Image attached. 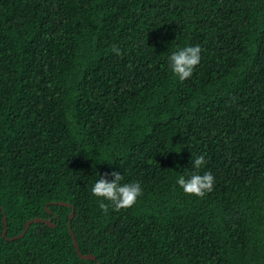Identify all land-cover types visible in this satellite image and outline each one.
I'll return each mask as SVG.
<instances>
[{
  "label": "trees",
  "instance_id": "16d2710c",
  "mask_svg": "<svg viewBox=\"0 0 264 264\" xmlns=\"http://www.w3.org/2000/svg\"><path fill=\"white\" fill-rule=\"evenodd\" d=\"M114 171L131 208L91 193ZM96 262L264 264V0H0V264Z\"/></svg>",
  "mask_w": 264,
  "mask_h": 264
},
{
  "label": "clouds",
  "instance_id": "9594fccd",
  "mask_svg": "<svg viewBox=\"0 0 264 264\" xmlns=\"http://www.w3.org/2000/svg\"><path fill=\"white\" fill-rule=\"evenodd\" d=\"M112 51L117 55L120 54V49L115 46H113ZM201 51L199 45L188 46L172 52L168 57L172 73L181 82L193 75L194 69L201 61ZM205 164L206 159L204 155H198L192 161L193 168L197 170ZM111 175L114 177L111 181L105 177H101L94 183L91 188L92 195L102 198V201H110L117 211L131 208L142 195L141 185L138 182L121 184L120 181L123 177L119 172L114 171ZM177 183L184 193L202 198L213 190L215 178L211 172L200 174L198 171H194L188 178L183 175L179 176ZM108 207L107 203H100V208L105 212H107Z\"/></svg>",
  "mask_w": 264,
  "mask_h": 264
},
{
  "label": "water",
  "instance_id": "95a60500",
  "mask_svg": "<svg viewBox=\"0 0 264 264\" xmlns=\"http://www.w3.org/2000/svg\"><path fill=\"white\" fill-rule=\"evenodd\" d=\"M58 203L69 205L68 202H64V201H58ZM45 209H46L47 211H49L47 208H45ZM72 215H73V208H71L70 211H69V214H68V220L72 217ZM31 221H42V222L46 223L47 225H53V222L50 221L49 217H47V218H46V217H31V218L27 219V220L24 222V227H23V229L20 231V233H18V234H16V235H13V236H11V237H8V238L13 239V238H16V237H18L19 235H21V234L24 232V230L27 228L29 222H31ZM2 222H3V226H5V217H4V215H3V217H2ZM67 223H69V221H68ZM67 226H68V231H69V233H70V235H71L72 243H73V245H74V249H75L76 253H77L80 257H82V258H92V259H94V255H93V254H91V253H81V252L79 251L78 246H77V243H76V240H75V238H74L73 232H72V230H71L69 224H67ZM1 234H2V235L5 234V228L2 229ZM96 264H98V262H96Z\"/></svg>",
  "mask_w": 264,
  "mask_h": 264
}]
</instances>
